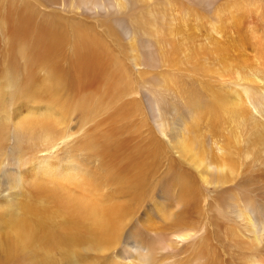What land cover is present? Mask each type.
<instances>
[{
    "label": "rangeland",
    "instance_id": "obj_1",
    "mask_svg": "<svg viewBox=\"0 0 264 264\" xmlns=\"http://www.w3.org/2000/svg\"><path fill=\"white\" fill-rule=\"evenodd\" d=\"M56 1L0 0V233L9 203L38 204L29 185H53L45 160L58 182L77 172L65 191L116 210L113 241L81 236L53 264L264 263L244 226L247 205L264 228V178L241 182L250 126L228 112L242 99L264 125L248 98L264 105V0H122L115 12ZM77 48L99 56L89 83ZM42 113L59 122L17 130ZM7 240L0 264H35Z\"/></svg>",
    "mask_w": 264,
    "mask_h": 264
},
{
    "label": "bare ground",
    "instance_id": "obj_2",
    "mask_svg": "<svg viewBox=\"0 0 264 264\" xmlns=\"http://www.w3.org/2000/svg\"><path fill=\"white\" fill-rule=\"evenodd\" d=\"M48 1L54 3L58 2L56 0H48ZM60 1L63 3H67L68 5L70 2H74L79 6L81 10H83L85 7V10L86 9L96 10V11L100 10L105 12L107 10H111V11L117 9L120 10L121 8L120 5L122 0H67V1L60 0ZM129 1L130 0H124V3L128 4ZM128 8H130V6ZM81 48L85 49L87 47H81ZM78 49L79 48H77V50L75 51L74 60L78 69L77 74H79V81L89 83L90 80H92L99 74L98 71L99 65H97V63L100 61L99 56L95 54V52L89 53L90 51L88 52L86 50H84L82 53L81 52L78 53L79 52ZM91 51L94 50L92 49ZM100 63L103 64V62ZM252 82H255V78L252 79ZM248 98L250 104H252L253 107L257 110V113H259V115H261L264 118V105L260 106L261 102H257V103L253 102L250 96H248ZM228 112L234 116L236 115L240 116V121H239V126H241L240 133H242V131L245 130L246 127L250 126L248 133L245 132L242 133L243 135L247 134L246 138L243 139L242 136L238 135L237 142L239 143V146H237L236 144L235 145L236 147H238V152L241 155V157H246V155L250 157L249 158L250 162L248 163L247 167H245L246 176L241 182L242 183L246 182V184L248 183L252 184L251 180L264 178V125L263 124L261 125L260 120L252 117L250 114H247L246 103L242 99H238L234 103L233 110H229ZM54 116L56 115L55 114L52 115V113H42V115H40L39 117L35 116L34 114H27L24 118L20 120L19 123L21 126L18 127L19 129L17 130H19L21 134H25V135L30 133V130L31 131L44 130V132L45 130L48 131L47 128L54 125L53 123L57 124L56 120L57 122H59L58 119H55ZM182 150L184 151V148H182ZM257 150L259 151L258 152L259 154H254L255 151ZM224 160H226V158ZM39 161L41 162L40 163L38 162L37 170L40 172L41 175H48V177L49 176L52 177L53 185L48 186L43 184L45 180L43 181V183H41L43 179L42 180L40 179V182L36 181L32 183L31 181L32 184L29 185L31 187V191H32L31 193L33 194L34 198L38 197L39 203L38 204L34 203V200L28 202V200L31 198V195H28L29 193L27 195L25 194L26 200L13 202L14 204L9 203V206H11L12 208L14 207V211L11 210L8 211L9 215L7 216L8 219L6 221L7 224H5V227L0 233V236L4 235V237L8 239L7 244L8 241H10L9 243H11V245L14 247L15 250L19 252H24V254L26 255L28 254L26 258L31 260L35 264H53V260H55L53 259L54 257L52 256L54 255L52 254L54 253L53 251H55L56 248L57 249L60 248L62 250L64 248L63 246L65 245L71 246V243H74L77 240V238L81 236H84L85 238L91 240V243L97 245L102 243L104 245V243H108L112 238L114 239L115 238L114 233L117 225L116 224L114 225L113 223L112 214L115 213L116 210L114 208H109V206H103L102 204L98 205L97 201L96 203H93L92 200L94 199L92 200L89 199V201L85 200L83 198V195L79 193L73 194L70 193L69 191H65L63 185L64 183L62 182L66 181L67 182L66 184H70V182L73 180L71 179L73 178L72 176H76L77 172L70 170L71 172L66 173L62 178L61 180L62 182H58L62 177L60 170L59 171L57 169L53 170L51 165L48 167H44V165H42L43 164L42 162H45V160H39ZM226 162L230 163L229 160ZM226 165L229 164L226 163ZM228 167L230 166L225 167L226 168L225 172H227ZM221 168L224 170L223 166H221ZM80 177L81 178L79 179L80 180L79 182L81 184L82 180L85 178L84 176H80ZM79 182L74 185L75 186L78 185ZM263 189L264 186L261 187L262 191ZM89 197L92 198L91 195ZM49 205L52 206V209L49 210L50 213H46L45 207H49ZM244 209L246 211V214L244 216V220H245L244 226L247 229V231L253 234V240L249 243V245L253 248H256L264 244V228L260 227L249 217V213L252 215L254 209H248L247 205H244ZM263 215L261 216L263 217ZM252 216H256V215H252ZM261 231L263 232V235ZM175 236L185 238L188 236V234H182V235L175 234ZM240 238L242 239L243 237L241 236ZM139 244L140 247H143L141 241L139 242ZM161 244L163 246L164 243ZM241 249L243 250L245 249L242 244H241ZM245 264H264V263H256L249 260Z\"/></svg>",
    "mask_w": 264,
    "mask_h": 264
}]
</instances>
